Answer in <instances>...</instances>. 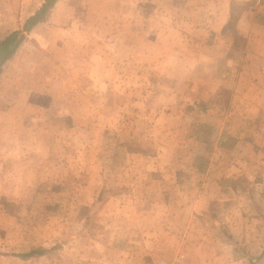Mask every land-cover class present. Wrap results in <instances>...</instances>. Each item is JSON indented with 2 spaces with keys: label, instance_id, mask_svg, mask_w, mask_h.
Masks as SVG:
<instances>
[{
  "label": "rangeland",
  "instance_id": "374dc122",
  "mask_svg": "<svg viewBox=\"0 0 264 264\" xmlns=\"http://www.w3.org/2000/svg\"><path fill=\"white\" fill-rule=\"evenodd\" d=\"M256 7L213 33L217 0H58L23 34L0 83L1 107L33 111H0V264H184L207 221L178 205L220 183L234 206L264 193L263 32L239 20ZM229 229L247 238L226 264H264V232Z\"/></svg>",
  "mask_w": 264,
  "mask_h": 264
},
{
  "label": "crops",
  "instance_id": "0c3cea01",
  "mask_svg": "<svg viewBox=\"0 0 264 264\" xmlns=\"http://www.w3.org/2000/svg\"><path fill=\"white\" fill-rule=\"evenodd\" d=\"M28 1L27 5L31 4L30 0H25ZM220 1L223 5V9H221L215 16V24H211L210 29L213 30V33H220L224 30L228 19L231 17L232 14V4L237 2V0H217ZM242 1V0H240ZM258 3V8L256 7L255 9L251 8H246L241 15L239 20L245 19V18H251L253 22L257 23V26H259L258 29H260L263 33L256 34L254 36L255 40V46L254 48L257 49L259 54H262L264 56V22L260 21L258 19L262 18L264 11L262 5L264 4V1H262L263 4H261L260 0H256ZM58 0H55L53 6L49 7L43 14L48 11H52L54 6L57 4ZM10 3V6L7 4ZM47 0H43L42 4L36 5L35 8L27 9L25 10L24 7V0H0V35H4L3 37L0 36V41L6 39L9 35L19 32L21 35H27L31 33L33 28H36V25H33L29 30L25 28V24L27 21L39 14L44 5H46ZM260 5V6H259ZM24 11L26 12L24 14ZM9 16V18H7ZM254 16V17H253ZM23 18H25L23 20ZM222 18L221 24L219 25V20ZM255 20V21H254ZM223 27V28H222ZM221 29V31L218 29ZM240 32L244 31V27L241 29L238 27ZM215 30V31H214ZM248 32V31H247ZM7 36V37H6ZM25 41H27V36H24L22 41L17 45L15 52L3 62V64L0 67V83L8 79L6 75L7 67L8 64L10 68L12 65L14 66V63H16L15 56H19L21 54V48L25 45ZM13 60V61H12ZM257 64V62H255ZM259 77V72L257 73V78ZM1 85V84H0ZM38 93V92H37ZM264 93V92H263ZM14 96L16 97V100L20 102L22 105H29L31 102L28 100L29 98L31 99L30 96L26 95H18ZM32 96V95H31ZM6 99H1L0 104L3 102V100H6L7 102H10L8 100L9 97L8 95H1L0 98H5ZM12 98V97H11ZM35 105V104H34ZM31 106V105H30ZM36 106V105H35ZM38 106V105H37ZM36 106V107H37ZM260 107L264 108V103H260ZM16 108V107H15ZM15 108H8V107H1L0 106V111L5 114L7 112H10L14 110ZM9 110V111H8ZM23 110V111H22ZM260 110V108H258ZM15 111L20 112L22 114H27L30 112L33 113L32 110H26V108H18V110L15 109ZM51 113L55 111V108L52 107L50 109ZM24 112V113H23ZM26 112V113H25ZM23 120H21L20 123L15 124L14 126L17 128H22L20 126L23 125ZM7 123H2L0 125V130H5L7 129ZM12 130V129H10ZM239 143V141H238ZM223 173H218L217 176L218 178H221ZM247 177V176H246ZM210 181V178L206 176V179ZM220 181L222 179H219ZM216 188H205L203 190H196V200H194V203H192L189 206H185L184 204L178 205L177 207L179 208L178 210L182 212H196V214H199V217L203 216V219L207 221L206 223V230L204 229L203 231H198L200 232L199 234H194L192 236V239H189L187 237H180L182 238V241L187 247L185 250L181 251V253H178L177 255L175 254L174 257L178 256L181 254V259L184 257V264H226V260L229 261V252L231 249H235V247H238V244H241L243 242V237L246 236V230L244 232L238 233L236 231H231L229 228H232L233 224H236L239 226L242 223V226L245 227V229H248L249 227L254 229L259 228L260 230V235L258 237H262L263 232H264V198L256 199V197L263 196L264 193H256V190L254 189H246L244 191L245 195L249 198L246 200V202L239 203L238 206H234L229 202L230 195L232 193H235V191H238L236 186H231L229 183L224 184L221 183L217 184ZM222 192H225L228 194V197L225 196V194H220ZM231 213V215H230ZM235 214V218H229L232 217V215ZM229 218V219H228ZM160 230V229H159ZM161 232H164L160 230V234H158V239L159 241L164 244L166 240L164 238H167V235L161 234ZM203 233L205 236H202ZM256 236V232L254 233ZM133 236V233H132ZM140 237L143 235H139ZM176 234H174V237ZM130 238V236H129ZM162 238V239H161ZM185 238L189 239L186 240ZM191 238V237H190ZM247 236L245 237V239ZM177 239V238H176ZM192 245L190 249L188 250V245ZM228 249V251H227ZM236 251V249H235ZM178 252V251H177ZM176 252V253H177ZM150 254V253H149ZM255 255H248V254H243L242 256L239 254L236 256V254L232 255L231 258L233 259H242V260H257L258 258H262L261 255L258 257ZM173 257V258H174ZM80 257L79 259H81ZM84 258V257H83ZM172 258V259H173ZM150 259L154 262V264H162L160 261H164V258H160L157 263L154 261L152 256H147L142 264H151ZM171 259V260H172ZM193 259V260H192ZM71 260V259H69ZM68 260V261H69ZM170 260V259H169ZM208 260V261H207ZM83 261V260H82ZM81 261V262H82ZM148 263H147V262ZM183 261V260H182ZM70 264V263H69ZM77 264V263H74ZM81 264V263H79ZM176 264V263H174Z\"/></svg>",
  "mask_w": 264,
  "mask_h": 264
},
{
  "label": "trees",
  "instance_id": "16d2710c",
  "mask_svg": "<svg viewBox=\"0 0 264 264\" xmlns=\"http://www.w3.org/2000/svg\"><path fill=\"white\" fill-rule=\"evenodd\" d=\"M55 0H47L46 5H44L42 11L31 17L27 23L25 24L26 29H30L34 24H36L40 18H42V14L51 6H53ZM23 34L21 35L19 32L13 33L9 35L6 39L0 41V67L5 60H7L14 52L17 45L22 41Z\"/></svg>",
  "mask_w": 264,
  "mask_h": 264
},
{
  "label": "built area",
  "instance_id": "2783aa9c",
  "mask_svg": "<svg viewBox=\"0 0 264 264\" xmlns=\"http://www.w3.org/2000/svg\"><path fill=\"white\" fill-rule=\"evenodd\" d=\"M181 260H182V259H181ZM181 260H180V261H181ZM176 264H183V263H182V262H176Z\"/></svg>",
  "mask_w": 264,
  "mask_h": 264
}]
</instances>
